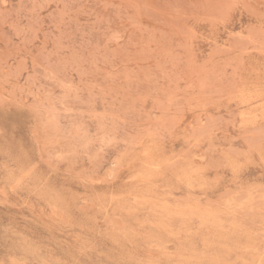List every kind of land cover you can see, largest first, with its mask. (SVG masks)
Instances as JSON below:
<instances>
[{
    "label": "rangeland",
    "instance_id": "rangeland-1",
    "mask_svg": "<svg viewBox=\"0 0 264 264\" xmlns=\"http://www.w3.org/2000/svg\"><path fill=\"white\" fill-rule=\"evenodd\" d=\"M262 79L264 0H0V264L11 258L2 242L9 225L51 259L75 258L88 238L101 242L104 259L124 258L148 243L141 231L160 234L165 215L144 198L135 165L147 133L177 162L158 178L159 194L183 200L185 213L197 201L214 205L229 229L219 232L227 237L221 242L230 247L239 239L234 223L258 232ZM61 82L71 85L70 98ZM73 121L79 135L70 139ZM106 136L118 143L97 162L90 157ZM248 147L256 159L240 184L226 168L206 188L176 178L202 157L211 163L213 153ZM121 152L130 162L106 179ZM21 156L39 173L14 190L5 165ZM249 201L255 211L249 204L228 214Z\"/></svg>",
    "mask_w": 264,
    "mask_h": 264
},
{
    "label": "snow or ice",
    "instance_id": "snow-or-ice-1",
    "mask_svg": "<svg viewBox=\"0 0 264 264\" xmlns=\"http://www.w3.org/2000/svg\"><path fill=\"white\" fill-rule=\"evenodd\" d=\"M61 87L65 89V95L70 98L71 85L61 82ZM260 99L264 101V79H262L260 85ZM67 110L71 111L72 109L68 108ZM259 127V159L261 167H264V119L260 120ZM66 132L70 139L78 137L79 126L73 121ZM116 143L118 142L113 137L106 136L103 140L98 141L99 147H96L95 156L90 158L99 162L102 159L101 154L105 152V146L110 147ZM93 147H95V143L89 145V151ZM138 147L140 154L135 160V165L139 169L138 177L142 176L147 186L144 198L154 201L156 208L165 215L166 223L160 234H154L148 230L141 231L139 235L148 243L143 247L133 249L124 258L104 259L105 252L102 250L101 242L88 238L79 244L74 254L75 258L51 259L48 258L42 248L27 243L23 239V234L9 225L3 231L2 242L5 247L9 248L11 258L3 261V264H264V182L260 185L262 195L259 202V231H254L242 221L234 223L232 236L239 237V239L236 246L230 247L228 244L221 242L227 237L220 236L219 232L229 231V229L224 227L226 221L223 213L214 205L211 203L206 205L202 201H197L195 203L196 210L185 213L181 209L188 205H185L183 200L170 203L166 194H159L158 178L168 174L170 169H175L177 162L165 157L152 134L147 133L140 140ZM201 159L205 161L203 164L200 166L195 164L186 165L176 177L181 184H186L189 189L196 186L206 188L211 184L218 183L220 168L230 169L231 182L240 184L244 169L256 159V153L254 149L248 147L239 152H221L218 156L213 153L211 163L208 162V157H202ZM217 160L219 163H217ZM126 162H130L129 157L126 152H121L111 162L105 178L110 179L116 176ZM213 171L217 173L215 179L212 178ZM38 173L37 164L32 163L23 156L19 158L17 165L11 168L5 165L4 171L6 183L11 184L14 190L25 187L27 183L31 182L32 177ZM139 199L140 195L137 194L134 202H138ZM229 203H231V200ZM249 204H251V210L255 211V202L249 201L236 205L229 210L228 214L239 216L240 212L248 210ZM177 222H180L181 227L179 230H174L171 226ZM213 229L219 231L214 235ZM136 235V232L133 231L131 236L126 235L125 239L135 238ZM154 241H159V243ZM185 248H189L193 255L190 257L183 255ZM220 249H226V254L222 253ZM93 254H98L101 258H95ZM232 256L236 258L232 259Z\"/></svg>",
    "mask_w": 264,
    "mask_h": 264
}]
</instances>
